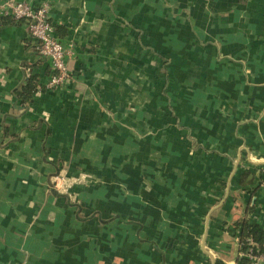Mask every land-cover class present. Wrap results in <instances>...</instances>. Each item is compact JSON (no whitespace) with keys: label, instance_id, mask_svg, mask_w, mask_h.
I'll return each mask as SVG.
<instances>
[{"label":"crops","instance_id":"1","mask_svg":"<svg viewBox=\"0 0 264 264\" xmlns=\"http://www.w3.org/2000/svg\"><path fill=\"white\" fill-rule=\"evenodd\" d=\"M21 1L47 5L56 37L73 48L66 83L37 91L18 115L13 89L31 71L44 86L49 60L24 22L0 25V264H238L235 222L264 230V4L207 9L219 33L214 59H199L217 63L209 87L195 72L183 75L185 90L155 78L146 98L141 70L126 69L156 52L163 6ZM135 28L143 35L131 40ZM157 92L169 113L163 100L149 105ZM87 165L99 184L80 218L53 178Z\"/></svg>","mask_w":264,"mask_h":264},{"label":"rangeland","instance_id":"2","mask_svg":"<svg viewBox=\"0 0 264 264\" xmlns=\"http://www.w3.org/2000/svg\"><path fill=\"white\" fill-rule=\"evenodd\" d=\"M138 0H132L133 3H136ZM144 1L146 10L153 9L154 7L163 8L162 14V28L160 37L155 39L156 43V52L151 54V59L149 58L150 53L148 52V57L145 60L146 63L142 62L141 66L137 65L134 67L132 64L127 67L126 71L134 69L135 71L141 70V74L145 76L144 79L140 80V86L142 87L141 92L144 91V96L147 98L148 94L154 89V82L160 79V84L164 85V79L167 83L165 90H168L169 86L171 88L179 87L186 89V87L192 82L183 80V75L188 73L196 74L199 79L195 80L200 84L201 87L208 86V75L207 72L211 67L213 70L217 68V63L205 64L199 59H214V54L216 55L217 50V38L219 33H217V26L209 25L211 22L207 9H214V13L217 15V9H225L229 5L232 6L234 0H140ZM255 5L264 4V0H253ZM158 2H161L157 4ZM159 5V6H158ZM131 7V3H130ZM159 7V8H160ZM152 11V10H151ZM147 13V12H146ZM154 17L147 13L145 15V21ZM264 20V16H262ZM215 22V20H214ZM138 28H135L133 35H131V40L135 38L142 37L143 33L137 31ZM133 36V37H132ZM137 36V37H136ZM135 37V38H134ZM143 41H146L145 38H142ZM158 43V44H157ZM160 43V46L158 47ZM214 43V45H213ZM205 49L209 50L205 53ZM160 53V54H158ZM205 53V54H204ZM204 54V55H203ZM209 54V55H206ZM157 55V56H156ZM144 56V55H143ZM205 56V57H203ZM209 56V57H208ZM154 57V58H153ZM159 57V58H158ZM155 59V60H153ZM169 59H172V62H169ZM186 60L192 72H187L188 66L186 65ZM134 63V61L131 60ZM138 68V69H137ZM125 70V69H124ZM195 70V71H194ZM198 71V72H197ZM132 73V72H131ZM217 73V72H216ZM201 76H203L201 78ZM133 77V76H131ZM178 77H182L177 79ZM205 79V80H203ZM139 80V79H138ZM158 84V83H157ZM164 90V91H165ZM167 92V91H166ZM134 94V93H133ZM153 94L151 99H149V105L152 101L163 100V111L169 113L170 110L168 105L171 103H165L166 96ZM135 96V94H134ZM169 98H171L169 96ZM170 107V106H169ZM136 108V106H135ZM142 110V109H141ZM134 110H131L133 112ZM162 111V114H164ZM136 116L132 119L138 117V112H133ZM132 121V120H131ZM129 122V121H128ZM130 133L137 138L139 132L141 133V127H138V124H130ZM112 128L116 131H123L121 128H117L116 125H113ZM148 140V139H147ZM149 142V141H148ZM142 143V142H141ZM150 143H147V145ZM146 145V146H147ZM131 146L133 149L138 147L137 140L134 141ZM141 146V144H140ZM147 148V147H146ZM63 171V169H61ZM61 170L58 174L54 175L53 178V187L59 192L66 194L70 199L83 209L82 206V197L90 191L93 187L97 186L99 180L95 176L93 168H90L89 165L85 167L74 166L72 169L67 170V173H61ZM66 170V169H65ZM61 177L66 178L62 180ZM59 179V181H58ZM93 190V189H92Z\"/></svg>","mask_w":264,"mask_h":264},{"label":"built area","instance_id":"3","mask_svg":"<svg viewBox=\"0 0 264 264\" xmlns=\"http://www.w3.org/2000/svg\"><path fill=\"white\" fill-rule=\"evenodd\" d=\"M47 13L45 4L33 6L21 0H3L0 3V15L22 19L30 39L35 43L36 51L50 61L54 73L46 80L44 86L46 89H54L62 86L70 78L69 57L72 55L73 47L59 41ZM241 255L250 259L249 264H264V254L253 253L251 249H247Z\"/></svg>","mask_w":264,"mask_h":264},{"label":"trees","instance_id":"4","mask_svg":"<svg viewBox=\"0 0 264 264\" xmlns=\"http://www.w3.org/2000/svg\"><path fill=\"white\" fill-rule=\"evenodd\" d=\"M21 22H23L22 19H16L10 16L0 15V25H5L8 23L18 25ZM31 45L33 50L38 54V52L35 49V43L32 42ZM48 63L49 65L44 69L45 76L47 77L46 80H48L49 77H51V75L54 73L50 61ZM39 79H40L39 74L31 71V73L24 78L23 82H21L16 88L13 89V96L15 100L18 102L19 105H22V109L19 111L18 115L19 114L22 115L25 112V110L27 109L26 104L33 102V96L37 91L46 90L45 86H41V82H39ZM164 82L165 85L166 84L165 79ZM6 136H9V134L7 129L4 127L3 137ZM59 170L60 168L58 167L54 175L58 174ZM65 196L67 195L65 194ZM68 200H71L70 197H68ZM73 205L75 206L77 217L79 216L80 218H83L80 215L81 207L79 205H76L74 202ZM92 214L94 215L95 212L93 211L92 213L89 214V216ZM233 228L234 230H239L238 242H239V250L241 253L243 251H246L247 249H251L253 253L264 254V230L259 225L252 224L249 221V219L244 218L235 222ZM249 262L250 259L245 256H241L238 260V264H249ZM215 264H223V262L221 260H216Z\"/></svg>","mask_w":264,"mask_h":264}]
</instances>
